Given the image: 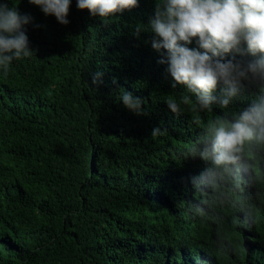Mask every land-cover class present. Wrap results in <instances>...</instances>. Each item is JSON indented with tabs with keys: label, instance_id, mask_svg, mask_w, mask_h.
<instances>
[{
	"label": "trees",
	"instance_id": "1",
	"mask_svg": "<svg viewBox=\"0 0 264 264\" xmlns=\"http://www.w3.org/2000/svg\"><path fill=\"white\" fill-rule=\"evenodd\" d=\"M0 3L34 18L24 26L33 55L0 70V264H187L191 251L201 264H264V165L252 196L227 186L192 193L207 163L181 155L200 129L186 106H167L185 89L158 63L167 50L152 47L157 0L107 20L70 0L66 25L28 0ZM196 40L184 46L198 49ZM241 84L227 108L214 102L202 118L253 103L257 89ZM121 92L146 114L125 108ZM155 127L166 133L151 136ZM189 200L205 201V214Z\"/></svg>",
	"mask_w": 264,
	"mask_h": 264
},
{
	"label": "clouds",
	"instance_id": "2",
	"mask_svg": "<svg viewBox=\"0 0 264 264\" xmlns=\"http://www.w3.org/2000/svg\"><path fill=\"white\" fill-rule=\"evenodd\" d=\"M39 6L45 15H53L62 25L69 23L67 15L70 0H28ZM78 9H87L91 15L107 20L115 13L138 6V0H76ZM34 18L21 13L16 5L0 3V70L7 73L14 60L33 55L25 25ZM155 34L152 47L167 50V72L176 84L184 86L179 96L168 95L166 103L175 114L183 106L193 114L192 123L200 129L181 155L199 157L207 166L190 178L192 193H206L221 186L245 190L252 196L258 181L263 180L264 165V0H157L154 16L149 21ZM40 27V25H34ZM192 38H197V48H189ZM180 42H184L181 44ZM246 44L242 49L241 44ZM199 49H203L200 51ZM238 52L258 58L252 60H224V54ZM101 73L92 77L94 84L102 83ZM257 89L253 103L228 116L203 119L201 112L211 113L218 102L227 108L239 95L241 82ZM220 96L213 95L217 86ZM119 99L129 111L142 115V101L130 92H121ZM165 129L155 127L151 136L164 135ZM205 201H188L193 215L205 214ZM249 238L253 248H260V237L251 228ZM251 253V252H250ZM187 264H201L194 253L182 255Z\"/></svg>",
	"mask_w": 264,
	"mask_h": 264
}]
</instances>
